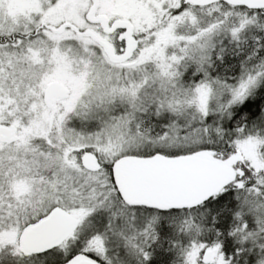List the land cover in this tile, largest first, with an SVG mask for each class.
I'll list each match as a JSON object with an SVG mask.
<instances>
[{
  "label": "snow or ice",
  "instance_id": "1",
  "mask_svg": "<svg viewBox=\"0 0 264 264\" xmlns=\"http://www.w3.org/2000/svg\"><path fill=\"white\" fill-rule=\"evenodd\" d=\"M0 264H264V0H0Z\"/></svg>",
  "mask_w": 264,
  "mask_h": 264
}]
</instances>
